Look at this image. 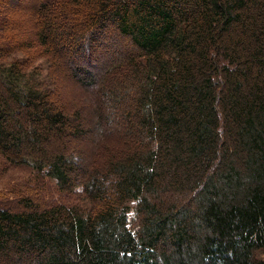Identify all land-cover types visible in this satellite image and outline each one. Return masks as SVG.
<instances>
[{"label": "trees", "instance_id": "1", "mask_svg": "<svg viewBox=\"0 0 264 264\" xmlns=\"http://www.w3.org/2000/svg\"><path fill=\"white\" fill-rule=\"evenodd\" d=\"M35 2L84 25L39 22L50 69L28 40L0 48V170L28 165L59 194L0 195V264H264V0ZM105 46L121 58L101 77L131 90L74 104L50 86L64 65L93 81ZM123 98L137 143L114 146L102 124ZM90 128L98 166L74 145Z\"/></svg>", "mask_w": 264, "mask_h": 264}, {"label": "rangeland", "instance_id": "2", "mask_svg": "<svg viewBox=\"0 0 264 264\" xmlns=\"http://www.w3.org/2000/svg\"><path fill=\"white\" fill-rule=\"evenodd\" d=\"M38 5L39 4H37L35 0H5V2L2 0L0 2V19L5 18L2 23L0 22V25H2L1 31H4L5 33L3 36L2 34L0 35V48L2 49V52H7L6 54H10L11 52L13 54L16 52L17 45H20L21 42L28 40L32 42L31 47H33V50L40 54L42 63H46L45 66L50 69L51 65L53 64L54 58L51 57L52 54L46 51V48L44 46L37 44L34 38L33 30L37 28L39 22L43 20V18H47V21L52 25L51 27L53 29H57L58 31L63 32L66 31V27L68 28L71 24L81 23L82 25H84L82 23V20L85 9H80L78 10V12H73L72 15L67 14L66 16L62 17L56 14L55 9L49 8L50 11H47L49 13L46 16H43L40 15V13L36 12ZM84 30V27H81V29L77 30V33L75 35L81 36V34H84ZM11 34L13 35L11 36ZM71 42L73 48L77 46L75 45L76 43H79L78 40H73ZM63 49L64 48H61L62 52H64ZM118 51L119 50L116 47H110V49H106V46L99 49L96 48V54H93L92 60H95L96 64L98 63L99 68L95 67L91 69L93 71L94 69L98 68V70H96L95 72L96 74L91 76V78L95 77V79L92 78L94 79L93 81L85 85L84 81L80 84L77 83L72 79V77H70L71 75H69L68 66L64 65L62 67L63 70H55L49 75L51 77H56L57 79V82H54L53 80L52 83H50V86H53L55 88L57 85L60 90L59 93L64 96L67 101H72L74 104L81 103L85 100L98 102L100 99L105 97L104 90L113 89V91L120 92H125V90L127 89L131 90L133 88V85H124V88V86L120 84L117 79V77H120L119 74L113 73V75H111V78L107 80L101 77L103 66L109 63L111 58V64H116L121 58V54ZM99 52L100 54L104 52L102 58L100 57L101 61H103L104 57L106 56L107 59H105L107 62L103 61L102 63L100 59L98 60V57L100 55ZM69 57L71 58V55ZM77 58H79V56H77ZM73 59H76V54L74 55ZM86 69L87 68L85 66L79 68V78L77 79L81 80L85 77L87 78L86 81L89 80L88 76L85 73ZM49 72L51 71L49 70ZM118 72L122 71L118 70ZM128 101V98H123L117 104L107 107V111L109 113V122L103 123L102 127L110 131V133L107 135L106 140L114 143V146L127 144L135 145L137 143L135 133L127 132L124 128V112L127 111V109L129 110L130 108V104ZM89 127H92V123L89 125ZM97 135L98 131H96L94 128H90L83 136L82 141L76 142L74 144L78 145L83 151L85 150L81 161L84 162L85 159H89V164H93L94 166H98L103 162V157L106 153V149L104 147H94L93 141ZM87 151H90V153H87ZM0 166H2L1 162ZM27 186H30L32 188L38 187L40 190V194L44 193L47 196L51 195L59 197L54 180L49 177L37 178L35 171L28 165L7 164L2 172L0 170V195L12 188L16 187L24 189Z\"/></svg>", "mask_w": 264, "mask_h": 264}]
</instances>
